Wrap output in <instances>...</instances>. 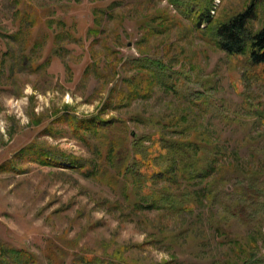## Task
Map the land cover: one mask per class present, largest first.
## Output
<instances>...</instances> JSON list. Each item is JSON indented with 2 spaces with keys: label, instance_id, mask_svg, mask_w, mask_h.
<instances>
[{
  "label": "rangeland",
  "instance_id": "obj_1",
  "mask_svg": "<svg viewBox=\"0 0 264 264\" xmlns=\"http://www.w3.org/2000/svg\"><path fill=\"white\" fill-rule=\"evenodd\" d=\"M247 1L213 0L210 16ZM19 5L0 0V244L32 254V264H264L260 68L217 48L168 0H24L41 15L30 56L43 64L25 71L13 62L19 42L6 38ZM93 8L104 9L95 35L86 32ZM263 21L261 2L252 28ZM144 79L142 95L117 100ZM65 113L115 128L83 140L57 120ZM154 133L178 152L152 195L109 159L96 174L107 143L130 164ZM29 146L78 164L41 165Z\"/></svg>",
  "mask_w": 264,
  "mask_h": 264
},
{
  "label": "trees",
  "instance_id": "obj_2",
  "mask_svg": "<svg viewBox=\"0 0 264 264\" xmlns=\"http://www.w3.org/2000/svg\"><path fill=\"white\" fill-rule=\"evenodd\" d=\"M16 1L20 3L13 12V19L16 21V29L7 34L6 38L12 43L13 40L19 42L17 53H15L17 55L13 57V62L16 59L15 64L20 63L21 68L25 71H35L43 65L37 63L36 60L30 56V53L37 49L42 43L38 30L42 25L41 15L34 7H26V5H22L24 0ZM168 1L170 4L174 5L179 13L190 19L192 27L196 28L198 27L197 25L204 24L205 26L202 31L208 35L217 48L229 56L245 55L249 64L259 67L261 73L264 74V21L256 28H252L251 26L258 8L264 0H248L243 8L225 17L210 16V12L214 10L213 0ZM103 14V8L92 9V26L87 29V33L96 34L100 27ZM61 33L62 32H56L54 34L55 41L52 47L54 52H58L60 49L57 39L61 38ZM63 35L64 37L69 38L70 41H76L75 36L68 30H65ZM49 60L50 57H47L43 63L46 64ZM1 66L2 63L0 64V67ZM147 88L148 85L144 79V84L140 87H128L122 94L121 92H118L117 100H130L133 95H142ZM111 90L113 89L111 88ZM57 120L65 122L70 132L83 140L92 135L99 134V132L100 134L105 132L112 133L115 128L111 122L112 120H101L97 116L81 119L65 113L60 114L57 117ZM149 140L151 146L144 147V156L141 151V145H138L141 149L136 147L133 148L134 153L131 156L130 164L127 163L126 156L122 155L116 157L117 155L114 154V149L116 148L115 144L111 142L107 143L105 153L103 155L98 153L96 162L92 163V165L97 167L96 174L100 175L106 173L108 169L106 162L110 160L113 163L116 162L117 164L115 167L122 170L121 177H124V174L130 171L129 174L132 175L133 181L138 184V189L141 188L139 184L143 183V188L149 190L150 184L155 177L168 175L172 169L177 166L175 155L178 152L175 148L160 147L159 140H161V137L157 133L151 135ZM119 145L123 146V143L120 142ZM153 149L156 153H153ZM24 153L34 155L35 160L41 165L57 164L58 159L67 161L70 165L78 164V161L74 158L61 155L58 157L55 153H50L46 150L41 151L34 146H29L24 150ZM157 155L163 157V160L160 159L157 166H154L153 161L158 158ZM138 163L140 164V167L137 169L136 164ZM183 169H180V171ZM148 193L149 195L153 194L151 193V190H149ZM32 263H34L32 254L0 244V264ZM109 264L120 263L112 262Z\"/></svg>",
  "mask_w": 264,
  "mask_h": 264
}]
</instances>
